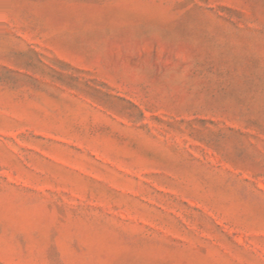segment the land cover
Here are the masks:
<instances>
[{
    "label": "rangeland",
    "instance_id": "1",
    "mask_svg": "<svg viewBox=\"0 0 264 264\" xmlns=\"http://www.w3.org/2000/svg\"><path fill=\"white\" fill-rule=\"evenodd\" d=\"M0 264H264V0H0Z\"/></svg>",
    "mask_w": 264,
    "mask_h": 264
}]
</instances>
